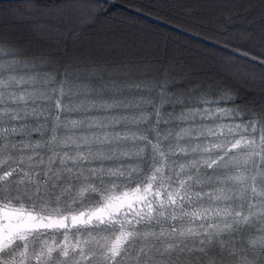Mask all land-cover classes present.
Listing matches in <instances>:
<instances>
[{
  "label": "snow or ice",
  "instance_id": "snow-or-ice-1",
  "mask_svg": "<svg viewBox=\"0 0 264 264\" xmlns=\"http://www.w3.org/2000/svg\"><path fill=\"white\" fill-rule=\"evenodd\" d=\"M0 264H264V0H0Z\"/></svg>",
  "mask_w": 264,
  "mask_h": 264
},
{
  "label": "trees",
  "instance_id": "trees-1",
  "mask_svg": "<svg viewBox=\"0 0 264 264\" xmlns=\"http://www.w3.org/2000/svg\"><path fill=\"white\" fill-rule=\"evenodd\" d=\"M137 23L143 26L145 24V20H138ZM154 28L156 35L153 37V39L160 41L161 43H164L170 39L173 42L174 47L186 46L192 49V55H196L198 51L204 49V45L198 43L196 38H191L188 35H181L179 30L173 34L171 32V25L159 22L158 24L154 25Z\"/></svg>",
  "mask_w": 264,
  "mask_h": 264
}]
</instances>
